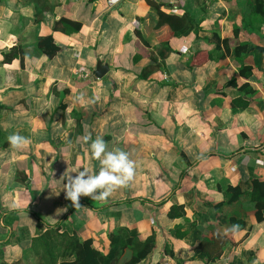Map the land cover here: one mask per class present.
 <instances>
[{"label": "crops", "instance_id": "0c3cea01", "mask_svg": "<svg viewBox=\"0 0 264 264\" xmlns=\"http://www.w3.org/2000/svg\"><path fill=\"white\" fill-rule=\"evenodd\" d=\"M256 1L0 0V264L57 256L38 248L48 230L107 254L121 229L140 241L155 234L137 264H264V219L250 199L252 180L264 181ZM158 9L185 17L188 33L166 40ZM48 36L54 56L39 45ZM7 53L17 56L5 62ZM201 53L211 57L193 62ZM230 185L243 191L232 202ZM173 206L185 214L170 217ZM231 217L244 222L233 242L213 262L200 257ZM132 255L123 249L116 264Z\"/></svg>", "mask_w": 264, "mask_h": 264}, {"label": "trees", "instance_id": "16d2710c", "mask_svg": "<svg viewBox=\"0 0 264 264\" xmlns=\"http://www.w3.org/2000/svg\"><path fill=\"white\" fill-rule=\"evenodd\" d=\"M256 3L257 5L255 12L262 13L264 16V11H262V9L264 8V1L257 0ZM158 13L159 22L156 28L158 29L164 25H168L172 33L166 40H168L172 35L181 36L188 33V31H186L184 28L187 22V19L185 17L170 16L162 12L160 9H158ZM61 23L65 26L68 25L70 28L65 27V30H70V32L78 31L81 29V24L77 22L69 21L67 19H61ZM56 27H58V25H56ZM218 41L220 43H223L224 45H228L229 43L228 39H218ZM39 45L44 48V52L49 56H54L59 51V46L54 43L52 36L41 39L39 41ZM248 46L249 45L247 43H242L236 46V57L238 59H240L242 52L247 51ZM15 56L17 55L7 53L5 54L4 60L5 62H11L15 58ZM208 57H211L210 53L205 56V58H202V53L197 54L196 56H194L193 62H201ZM246 68H249V71L251 72L250 67L246 66H242L240 68V71L243 74L249 75V72H244ZM242 87L246 88V86ZM1 138L2 132L0 130V140ZM2 145L7 146L8 140L4 141ZM228 189L233 193L230 199L231 202L237 200L243 193L240 186L234 187L230 185ZM250 199L254 203L258 221H262L264 219V181H260L258 179L252 180ZM177 214L179 216H183L185 214L183 206H173L168 213L170 217H174ZM230 224L231 226L228 235L216 236L213 239L206 238L202 240V242L197 247V250H200V257L207 259L208 262H213L220 258L223 253V246L228 242H233V234L240 231L244 227V222L234 217L230 218ZM57 233V230H48L44 236L50 237ZM60 238H62L64 247L62 252L55 257H52V254L50 257H45V254L40 253L37 261L39 264H57L59 259L61 257L65 258V256H74L75 259L73 261H64L63 264H116L117 256L125 248H130L133 250L132 258L127 264H137L152 252V250L155 248L156 242L154 233L148 236L144 241H140L130 236L125 229H121L120 231H118V233L110 235V251L107 254H104L93 247V241L91 239L81 240L77 234H74L72 236L67 234H60ZM50 253L52 252L50 251ZM167 253H169L172 257L174 256V253L172 251L167 250ZM14 264L22 263L21 261H19ZM178 264L182 263L179 262Z\"/></svg>", "mask_w": 264, "mask_h": 264}, {"label": "rangeland", "instance_id": "374dc122", "mask_svg": "<svg viewBox=\"0 0 264 264\" xmlns=\"http://www.w3.org/2000/svg\"><path fill=\"white\" fill-rule=\"evenodd\" d=\"M49 239H50V242L45 244V242L48 241ZM46 241L45 242L42 241V243H40L38 248L40 249L42 248L43 251H46L48 248H54L55 250L59 251V254L62 252L63 246L60 244L62 242V238L57 237V236H50ZM45 257H48V256H45Z\"/></svg>", "mask_w": 264, "mask_h": 264}, {"label": "water", "instance_id": "95a60500", "mask_svg": "<svg viewBox=\"0 0 264 264\" xmlns=\"http://www.w3.org/2000/svg\"><path fill=\"white\" fill-rule=\"evenodd\" d=\"M108 65L106 64H102L101 61L98 62L97 64V67H96V71H95V74L98 76V77H103L107 71H108Z\"/></svg>", "mask_w": 264, "mask_h": 264}, {"label": "built area", "instance_id": "2783aa9c", "mask_svg": "<svg viewBox=\"0 0 264 264\" xmlns=\"http://www.w3.org/2000/svg\"><path fill=\"white\" fill-rule=\"evenodd\" d=\"M119 0H108L109 4H115L117 3Z\"/></svg>", "mask_w": 264, "mask_h": 264}]
</instances>
